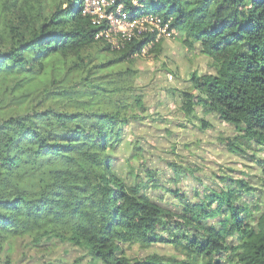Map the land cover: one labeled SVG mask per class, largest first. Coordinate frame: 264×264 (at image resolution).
I'll list each match as a JSON object with an SVG mask.
<instances>
[{"label":"trees","instance_id":"trees-1","mask_svg":"<svg viewBox=\"0 0 264 264\" xmlns=\"http://www.w3.org/2000/svg\"><path fill=\"white\" fill-rule=\"evenodd\" d=\"M84 2L0 0V264L30 251L48 264H223L231 239L237 264H264V207L248 179L220 176L223 189L206 186L200 203L159 183L165 167L175 185L189 174L204 183L165 155L187 122L203 132L214 115L264 148V0H113L108 11L123 5L171 32L157 39L147 22L117 43ZM171 37L212 70L142 86L136 58ZM151 187L179 197L181 211L168 216Z\"/></svg>","mask_w":264,"mask_h":264},{"label":"rangeland","instance_id":"rangeland-1","mask_svg":"<svg viewBox=\"0 0 264 264\" xmlns=\"http://www.w3.org/2000/svg\"><path fill=\"white\" fill-rule=\"evenodd\" d=\"M145 51L134 62V67L141 72V79L138 83L142 86L154 87L158 83V85L178 87L184 80H188L194 70H212L210 59L206 58L199 49L191 50L184 46L178 37L163 40L158 52L149 53L148 47L145 48ZM163 64H166L167 67L165 71H161ZM160 98L165 100L164 95H161ZM152 100H157V98ZM167 102L170 110L176 108L177 105L173 99H168ZM150 111L155 110L151 108ZM206 119L210 120L212 125L203 132L194 129L189 122H187L189 124L188 129L180 126L178 128L179 135L171 142V146H175L172 151L174 153H171L170 150L168 154L165 153L166 158L175 159L179 164L191 167L204 183L194 180L193 175L189 174L187 178H182L175 185L173 172L166 167L159 183L170 189H180L181 194L186 193L191 202L200 203L204 201L203 194L207 190L205 189L206 186L216 190L223 189L222 186L225 183H222L220 176L245 178L256 188V195L249 198L254 202L258 196H261V204L264 207L263 145L256 142L251 136H243L231 124L220 121L214 115H208ZM181 120L182 118H179L178 123L182 122ZM232 140L238 141L244 150L237 152L238 149H234L231 145ZM186 143L189 144L185 146ZM150 191L157 199H162L161 203L168 209L170 214L168 216H171L173 210L178 209L181 211L183 206H181L180 198L174 196L170 191L165 188L155 189L154 187H151ZM197 192L199 195H197ZM232 197L237 198L236 192L232 193ZM173 219L175 221L179 220L177 216H173ZM217 220L218 218L211 219L210 222L215 223ZM244 226L249 231L256 230L258 226L257 217H250L245 221ZM64 250H66V247L59 246L55 253L56 255H62ZM162 251L173 253L174 250L168 246L164 247ZM135 252H137V248L129 251L130 254ZM34 254L35 251L15 253L14 264H48L47 262L50 261L47 257L37 258V256L33 260L30 256ZM1 255L3 256V254ZM53 256L55 257V255ZM239 256L237 241L231 239L227 253L221 255L218 259L223 264H237Z\"/></svg>","mask_w":264,"mask_h":264},{"label":"built area","instance_id":"built-area-1","mask_svg":"<svg viewBox=\"0 0 264 264\" xmlns=\"http://www.w3.org/2000/svg\"><path fill=\"white\" fill-rule=\"evenodd\" d=\"M112 3L113 0H85L84 2L83 11L94 15L96 23H101L103 19H107L109 22V27L105 31H102L99 36H105L110 41L117 43L116 39L118 37H131L135 33L134 30L136 28L139 30L146 29L145 23L147 22L159 27L160 31L157 34V39L161 35L171 36V32L167 26H160L159 21L151 16L146 15L144 17L132 18L124 11L123 5H119L115 11H108ZM146 51L144 48L143 54Z\"/></svg>","mask_w":264,"mask_h":264}]
</instances>
